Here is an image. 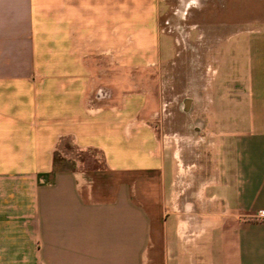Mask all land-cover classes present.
I'll return each instance as SVG.
<instances>
[{
	"label": "crops",
	"instance_id": "obj_1",
	"mask_svg": "<svg viewBox=\"0 0 264 264\" xmlns=\"http://www.w3.org/2000/svg\"><path fill=\"white\" fill-rule=\"evenodd\" d=\"M163 4L0 0V264H264V28L177 120Z\"/></svg>",
	"mask_w": 264,
	"mask_h": 264
},
{
	"label": "rangeland",
	"instance_id": "obj_2",
	"mask_svg": "<svg viewBox=\"0 0 264 264\" xmlns=\"http://www.w3.org/2000/svg\"><path fill=\"white\" fill-rule=\"evenodd\" d=\"M161 28L171 34L160 35L167 63L151 65L148 72L161 111L176 113L177 120L211 123L214 83L229 74L242 77L247 72L246 35L249 29L264 28V0H165ZM197 79L205 84L200 93L208 109L185 113L181 109L195 95ZM216 132L217 128L206 126L198 133V138H206L205 153L210 152L208 139L219 141L212 135ZM221 150L218 145L217 154Z\"/></svg>",
	"mask_w": 264,
	"mask_h": 264
}]
</instances>
